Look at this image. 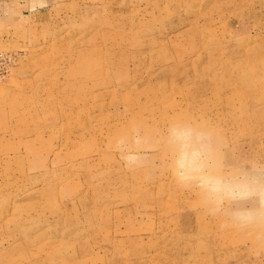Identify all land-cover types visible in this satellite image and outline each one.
<instances>
[{
  "label": "rangeland",
  "instance_id": "obj_1",
  "mask_svg": "<svg viewBox=\"0 0 264 264\" xmlns=\"http://www.w3.org/2000/svg\"><path fill=\"white\" fill-rule=\"evenodd\" d=\"M0 264H264V0L0 15Z\"/></svg>",
  "mask_w": 264,
  "mask_h": 264
},
{
  "label": "crops",
  "instance_id": "obj_2",
  "mask_svg": "<svg viewBox=\"0 0 264 264\" xmlns=\"http://www.w3.org/2000/svg\"><path fill=\"white\" fill-rule=\"evenodd\" d=\"M50 1L51 0H5L2 5H0V15L4 16L8 13L16 16L17 12L32 13L38 8L47 7Z\"/></svg>",
  "mask_w": 264,
  "mask_h": 264
}]
</instances>
